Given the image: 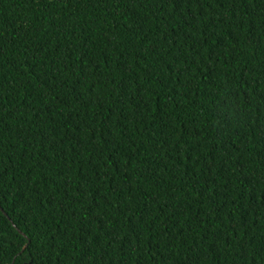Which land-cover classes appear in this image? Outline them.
<instances>
[{"label": "trees", "instance_id": "1", "mask_svg": "<svg viewBox=\"0 0 264 264\" xmlns=\"http://www.w3.org/2000/svg\"><path fill=\"white\" fill-rule=\"evenodd\" d=\"M0 264H264V0H0Z\"/></svg>", "mask_w": 264, "mask_h": 264}, {"label": "water", "instance_id": "2", "mask_svg": "<svg viewBox=\"0 0 264 264\" xmlns=\"http://www.w3.org/2000/svg\"><path fill=\"white\" fill-rule=\"evenodd\" d=\"M21 232V231H20ZM22 233V232H21Z\"/></svg>", "mask_w": 264, "mask_h": 264}]
</instances>
